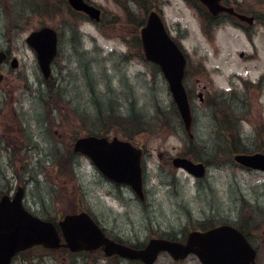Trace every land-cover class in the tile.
<instances>
[{
  "label": "rangeland",
  "instance_id": "1",
  "mask_svg": "<svg viewBox=\"0 0 264 264\" xmlns=\"http://www.w3.org/2000/svg\"><path fill=\"white\" fill-rule=\"evenodd\" d=\"M237 1L258 11L260 21L244 28L206 21L197 0H92L104 8L100 23L74 12L67 0H0V49L19 60L17 68L8 61L1 69L0 198L22 186L35 214L59 221L88 211L110 236L135 246L152 237L185 241L193 230L233 224L264 264V172L234 160L237 153L264 152V0ZM151 9L162 12L189 55L193 137L163 73L144 56L140 23ZM43 26L59 33L49 79L26 41ZM88 134L143 148L145 200L74 153L75 139ZM175 156L205 162L206 175L175 167ZM13 264L143 263L102 249L35 246ZM154 264L203 263L195 254L177 261L165 252Z\"/></svg>",
  "mask_w": 264,
  "mask_h": 264
},
{
  "label": "water",
  "instance_id": "2",
  "mask_svg": "<svg viewBox=\"0 0 264 264\" xmlns=\"http://www.w3.org/2000/svg\"><path fill=\"white\" fill-rule=\"evenodd\" d=\"M67 1L73 9L85 12L91 19H101L102 10L86 0ZM199 1L213 15L227 10L241 20L253 23V16L236 13L232 7L224 6L221 0ZM140 38L145 58L160 67L184 128L193 137L192 109L183 82L186 55L170 35L159 11H149L145 24L140 29ZM26 41L36 51L42 74L48 79L52 74V61L58 53L57 31L53 27L43 26L32 31ZM6 58V52L0 50V63ZM11 65L17 67L18 59L14 58ZM2 79L3 74L0 73V81ZM73 148L76 153L89 157L107 178L129 185L141 200H145L142 148L129 140L118 137L109 139L98 135L79 137ZM234 160L244 167L264 171V152L237 153ZM172 162L175 167L184 168L196 177H203L207 171L204 162H195L187 157L177 156ZM23 198V187H19L13 197L3 194L0 198V264H12L17 253L38 245L49 249L67 247L71 251L103 248L108 256L118 254L130 259H140L145 264H154L162 252H168L175 260L185 259L193 253L203 264H257L256 249L246 235L231 224H221L208 230H193L184 243L154 237L144 247L134 248L107 236L87 211L66 214L55 223L29 211L24 206Z\"/></svg>",
  "mask_w": 264,
  "mask_h": 264
},
{
  "label": "flooded vegetation",
  "instance_id": "3",
  "mask_svg": "<svg viewBox=\"0 0 264 264\" xmlns=\"http://www.w3.org/2000/svg\"><path fill=\"white\" fill-rule=\"evenodd\" d=\"M87 1L89 3L94 4V5H96V6H98V7H100L102 9V11H103V13H102V19H103L104 12H105L104 11V8L101 7L100 5H97L96 3L92 2V0H87ZM187 1H188L187 3L189 4V0H187ZM221 2H222V4L224 6L232 7L236 13L246 14V15L253 16L254 22L252 24H250L249 22L247 23L246 20H241L237 15H235L234 13H230L227 10H223L218 15H215V17H214L215 18V21L218 20V19L221 20L222 22L223 21H228V22L234 23V25L241 26V27L244 28V27H247L246 26L247 24H248V26L255 25L256 22L257 21H260V19L262 17L260 14L257 13L258 11H256V10H254L253 12H249V11L243 10V8L241 7L242 6L241 3H239L237 0H222ZM74 12L80 13L84 17L89 18L84 12H77V11H74ZM263 17H264V12H263ZM97 23H100V22H97ZM4 50L6 51V53L8 55V58L5 61V63L1 65V69H2V67H6L8 65V61H10V58H12L11 53L8 50H6V49H4ZM243 55H244V53H243ZM186 56H187V66H186V74H185V84H186L187 91H188V95H189V83H188V80H187L188 79V70H189V55L186 53ZM116 240L121 241V239H116ZM121 242H123V241H121ZM124 243H126V242H124ZM126 244H128V243H126ZM253 246H255V245L253 244ZM256 251H257V256H258V248L257 247H256ZM111 257H115L116 259L121 258L118 255H113ZM121 259H125V258H121Z\"/></svg>",
  "mask_w": 264,
  "mask_h": 264
},
{
  "label": "trees",
  "instance_id": "4",
  "mask_svg": "<svg viewBox=\"0 0 264 264\" xmlns=\"http://www.w3.org/2000/svg\"><path fill=\"white\" fill-rule=\"evenodd\" d=\"M196 6L198 7V8H200V9H202V10H204L203 8V5H201L200 3H198V2H196ZM205 19H206V21L207 20H210V21H213L214 20V17L212 18L211 16H210V14L209 13H207V12H205ZM143 22H144V19L141 21V23H140V25L142 26V24H143ZM176 109V108H175ZM177 111V110H176ZM141 131H146V130H148V128H146V127H142L141 129H140ZM93 133V132H92ZM243 230V229H242ZM244 231V230H243ZM245 232V231H244ZM246 233V232H245Z\"/></svg>",
  "mask_w": 264,
  "mask_h": 264
}]
</instances>
